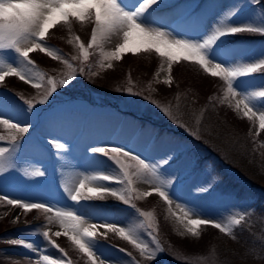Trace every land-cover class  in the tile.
<instances>
[{
    "label": "rangeland",
    "instance_id": "obj_1",
    "mask_svg": "<svg viewBox=\"0 0 264 264\" xmlns=\"http://www.w3.org/2000/svg\"><path fill=\"white\" fill-rule=\"evenodd\" d=\"M251 1L213 0L216 5L214 10H210L199 19L188 16L184 22L179 23L176 20L186 16L182 13L186 6L191 4L193 6L191 10L199 13L204 10V6L208 4L209 0H181L177 3L176 0H164L160 6L172 5V7L155 12L154 9L158 6L154 5L138 19V22L145 27H158L160 30L170 33L169 38L201 39L215 26L216 18L223 19L228 25L226 15L241 11ZM260 1V5L245 13L233 25L230 22L229 26L251 24L264 27L262 20L264 19V0ZM123 2L129 7L135 4V0H123ZM197 2H200V7H196ZM94 27V15L91 21L87 16L83 20H77L75 16H70L67 20H58L54 26L49 28L44 43L48 45V40H53L55 44L61 43L60 47L64 50L67 47L60 39L68 42L71 40L73 43L70 44L74 49L71 55L73 57L79 54L75 38L87 45L86 37L89 36V43L91 30ZM244 35L260 36L259 34ZM261 37L250 41L252 45H256L253 50L260 57L253 59H248V53L241 49L245 46L246 36L224 38L219 62L228 67H235L243 66L248 61L258 63L261 59L264 60V36ZM133 40L135 41L136 38L134 37ZM122 42L123 33H120L118 36L112 35L99 47L94 45L93 49L98 51H95L96 60L89 64V70L94 75V80L73 83L75 79L48 97V102L45 104H39V100L45 98L43 83L39 89H35L31 87L30 83L25 84L19 77L12 75H8L4 81H0V118L29 128L28 132L21 136L15 129H11L7 125H0V137H4L3 140H0V147L9 149L5 156L9 163L5 166L3 174H0V197L71 211L84 221L81 227H90L92 224H109L124 228L134 232L139 243L147 245L150 251L156 252L155 258L149 260L142 256L139 250L127 240L121 238L118 233L106 231L101 227L94 229L96 235L88 241L89 247L96 255L94 257L96 264H100V260L104 261V264H170L166 260H162L164 252L156 250V243H159L163 248L162 241L160 242L157 236L167 243L168 238H176L174 243L179 248L178 252L173 247L172 252L170 243L166 244L171 251L170 259H174L172 264H214L213 250L206 243L212 236L221 238L224 235L227 237L223 238L227 244L236 243L237 237L234 236L233 230L229 235L221 233L211 224H206L198 226L197 234L193 236L179 226L176 217L183 218V213L186 210L191 219H207L228 227L234 218L243 216L241 223L251 225L253 223L251 216L253 207L249 201H240L223 179L212 173L211 167L207 166L202 170L196 168L201 166L204 160L203 156L191 161L187 146L175 148V145L178 144L176 142L183 141L182 139L189 134L197 135L199 138L201 135L191 129L188 130L183 125L182 122L185 120L181 119V115L177 111H173L171 98L165 99L162 94L165 88H177L180 92L179 89H187L192 86L202 94L203 91L197 85L201 84L203 87L211 88L209 86L211 80L207 76L209 74L204 73L203 69L194 61H187L181 57L180 60L173 62L172 85H165L162 81L166 73L161 72L159 77L156 76V73L160 71V66L165 63L166 58L159 56L154 49L145 51L142 47H135L132 51L122 53L121 60L105 58L104 54L115 51ZM236 45L240 48H236ZM87 51L89 54V49ZM208 51L211 59L212 50ZM29 59L33 61L32 65H29L14 49L2 50L0 51V72L16 68L25 72L30 81L37 79L35 73L29 72V69L32 68L35 69L34 72L42 73L45 81L49 77L61 79L67 75V73L64 74L67 67L64 63L53 60L39 50L30 53ZM69 61V63L72 62L71 59ZM113 61L115 62L114 66L109 68L108 64L112 65ZM102 63L103 67H101ZM151 64L153 65L151 66ZM126 68L129 70L125 72ZM100 76L102 79L99 78ZM121 77L124 79V88H119L121 90L117 91L118 87L115 88L116 84L114 83ZM211 79H218L220 82L219 91L215 93V97L220 96L221 99L218 101L224 100L225 82L219 77H211ZM254 79L261 83L255 84ZM157 80L160 82L157 83ZM236 81L249 84L244 86H235L234 84L237 96L229 97V99L234 104L235 100L247 97L246 102L256 115L246 117L243 105L237 110L235 107H230L229 103L225 102V104L236 113V117L243 118L242 121L247 123L249 134L259 140L258 135L264 134V129L259 127L258 119L260 114H264V97L255 96L254 93L264 91V70L248 77L237 78ZM90 86L98 89L91 91ZM129 87L132 92H141L142 95L129 94L125 91ZM106 93L119 109L132 112L136 116V125L141 128V132L135 139L131 136V129L126 125V130L122 135L120 132V136L117 137L118 142L115 143V138L111 137V129L122 121V114L117 112L115 107H111L109 103L92 108L83 97L86 94L89 98L91 94L93 99L100 103ZM144 97H149V99ZM201 98L202 96H200ZM152 100L169 109L171 115L166 116L157 109ZM25 101L34 107L30 109ZM83 124H86V131L90 133L92 139L77 143L75 132ZM148 128L152 132L148 131ZM148 132L158 134L155 151H148L144 147L147 144L146 134ZM12 136H17L16 144H13ZM50 141L60 147H54ZM255 143H257L256 140ZM179 145L182 144L177 146ZM99 147L121 148L137 155L146 163L156 165L159 175L167 185L161 190L167 191L171 202H167L156 193L157 182L151 177L137 179L135 176H132V199L129 204L110 195H105L104 199H97L93 195L90 200L74 202L66 189L71 190L85 176L103 174L120 178L123 175L119 167L108 156L90 151ZM173 157L175 159L171 160ZM165 159L170 161L168 165L162 163ZM124 163L132 165V168L129 169L131 174L136 165L128 159H125ZM194 168H196L195 171ZM37 170H40L43 175L35 177L34 173ZM163 175L165 176L163 177ZM177 177L179 184H177ZM95 185L115 191L125 189V184L89 182V186ZM204 188L209 191L204 192ZM141 192H151L152 195L137 199L136 197ZM85 195H87V190H85ZM132 204H135L136 207H132ZM140 212L151 213L152 228L148 227V220L141 216ZM49 215L51 214H46L39 209L25 213L23 210L7 205L6 201L0 203V264H35L40 255H48L54 260L70 261V263L75 259L74 262L77 264H89L87 256L81 253L77 246L68 239V235L71 233L64 235L59 221L55 220L54 216L53 222L49 223ZM15 216H19V220L14 223ZM235 226L233 224L232 229ZM178 227H180V231H178ZM44 230H49L51 239L58 247H52L44 238L42 234ZM56 231H60L62 235L59 237L52 235ZM181 232L184 234L181 235ZM10 240L24 241L30 244L31 248L7 243ZM228 247L236 249L232 246ZM59 249H63V252Z\"/></svg>",
    "mask_w": 264,
    "mask_h": 264
},
{
    "label": "snow or ice",
    "instance_id": "obj_2",
    "mask_svg": "<svg viewBox=\"0 0 264 264\" xmlns=\"http://www.w3.org/2000/svg\"><path fill=\"white\" fill-rule=\"evenodd\" d=\"M164 3V0H135V4L129 7L123 0H0V51L5 49H14L23 59L27 61L29 65L33 64V61L29 59V54L33 51L39 50V52L46 54L53 60H59L64 63L67 68L71 69L61 79L49 77L44 80V76L40 72H35L36 80L30 81L29 77L25 75V72L16 68H9L7 71L0 72V81H4L8 75L17 76L25 84H31L32 88L39 89L41 84L44 85V99L39 100V104H45L48 102V97H51L59 88L67 86L71 81L75 80L78 76L85 75V68L83 61L88 60L87 49L93 48V46L99 47L102 42L108 40L112 35H119L123 33V42L116 47L115 51L104 54L106 59L120 60L121 54L125 51H132L135 47H142L145 51L154 49L159 56L166 58L165 63L161 64L160 71L156 73L159 77L161 72L166 73L163 78V84L171 86L173 83V77L171 75L173 62L180 60L181 57L187 61H194L203 69L204 73L209 74L211 77H219L225 82L226 93L224 100L221 103H229L230 107H235L239 110L243 105L246 117L255 116V111L249 107L244 99L232 100L237 96V91L234 90V81L237 78L248 77L258 71L264 70V60L254 63L246 64L243 66L228 67L225 66L221 60V51L223 40L226 37L246 36L244 34H259L264 36V27L253 26L251 24L243 26H229L225 24L223 19H217V23L212 27L209 32L201 39H184V38H169L171 35L168 32L160 30L158 27H145L142 23L138 22V19L152 9L153 6H160ZM196 7H200L197 5ZM193 6L189 4L182 12L184 15L191 18L199 19L202 15L207 14L210 10L216 8L213 0H209L208 4L204 6V10L197 13L192 11ZM94 15L95 27L91 30V41L85 45L81 43L78 38H75V43L78 45V55H74L72 60L80 63L79 71L73 69L62 54L53 49L52 46L44 43L46 33L49 28L54 26L58 20H67L70 16H75L77 20H83L86 16L91 21ZM231 15V13H228ZM219 17V16H218ZM136 38L134 41L133 38ZM73 43V41H69ZM211 52V59L209 58V51ZM82 57V60H81ZM103 63L101 67H103ZM111 68V63L108 64ZM29 71H35L34 68ZM157 83L160 81L157 80ZM117 91L121 89L117 88ZM126 92L132 95H142L141 92H132L129 87L125 89ZM255 96L264 97V91L254 93ZM149 99V97H144ZM31 109L34 105L25 101ZM152 103L157 109L163 112L166 116H170L169 109L163 107L160 103L152 100ZM259 127L264 129V114L258 116ZM0 125H7L11 129H15L21 136L26 134L29 130L28 126H20L17 123L11 122L8 119L0 118ZM183 127V125H180ZM4 137H0L3 140ZM13 144L18 142L17 136L11 137ZM54 147H60L55 144ZM9 149L0 147V174H3L5 166L9 163L6 161L5 156ZM93 153H99L101 155L108 156L120 169L123 174L122 177H112L103 174H94L91 176H85L78 181V184L71 190L66 189L70 198L74 202L81 200H90L93 195L97 199H104L105 195H110L116 199L123 201L125 204H129L132 199V176L137 179H146L151 177L156 184V193L163 197L167 202H171L167 191L161 190L162 187H166V182L161 178L158 173L156 165L146 163L143 159H140L137 155L131 154L129 151L116 147H99L90 150ZM123 158V159H122ZM128 159L134 162L136 167L132 170L131 174L129 169L132 165L125 164L124 160ZM164 165H168L170 161L165 159L162 161ZM43 173L40 170L35 171L34 176H42ZM90 181H102L116 184H125L123 191H115L98 186H89ZM177 184H179V178L177 177ZM87 190V195H85ZM204 192H208L207 188L203 189ZM151 192H141L136 198L139 199L142 196H150ZM6 201L7 205L14 206L16 209L23 210L27 213L33 209L43 210L48 216L49 223L53 222V216L55 220L59 221L60 227L63 229V234L68 235V239L72 244L76 245L78 250L88 258L89 264H96V255L89 247V240L96 235L94 229L103 227L106 231L118 233L121 238L127 240L135 248H137L142 256L152 260L156 256L155 251H150L147 245H142L136 239L134 232L127 231L124 228L109 225V224H92L90 227H81L84 221L75 215L71 211H64L60 209H54L42 204H27L13 199H7L0 197V203ZM136 207L135 204L131 205ZM137 211H139L137 209ZM146 220H148V227L152 228L153 223L151 220V213L140 212ZM243 216L240 218H234L228 227L223 226L220 223L209 221L207 219H191L189 218V212L184 211L183 218L176 217V220L183 229L193 236L197 234V228L200 225L211 224L212 227L219 229L221 233L232 234V225H239ZM19 220V216H15L13 222ZM180 231V227H178ZM44 238L52 245V247H58L50 237L49 230L43 231ZM184 233L181 232V235ZM52 235L61 236L60 231H56ZM7 243L13 245H22L27 248H31L30 244L19 240H10ZM63 252V249H59ZM124 251V249H121ZM156 250L164 252V249L160 247L159 243H156ZM35 264H70V261L54 260L48 255H40L35 261ZM100 264H104V261L100 260ZM246 264V262H245ZM261 264H264L262 259Z\"/></svg>",
    "mask_w": 264,
    "mask_h": 264
},
{
    "label": "trees",
    "instance_id": "obj_3",
    "mask_svg": "<svg viewBox=\"0 0 264 264\" xmlns=\"http://www.w3.org/2000/svg\"><path fill=\"white\" fill-rule=\"evenodd\" d=\"M88 37L85 41L87 44ZM60 40L67 49L63 50L60 47L61 43L59 45L58 43L55 44L53 40H48V45L62 54L67 61L71 59L70 64L78 72L80 63L72 60L71 55L74 52L72 44L67 40ZM95 51L96 49H89L88 59L90 62L83 61L85 75L78 76L73 83L94 80V75L89 70V64L94 63L96 60ZM114 64L113 61L112 66ZM127 70L129 68H126L125 72ZM65 71L64 74L71 71V69L66 67ZM33 73L35 72L32 71L31 74ZM99 78L102 79V76ZM116 82L114 83L116 84L115 88L124 86L123 77L116 80ZM197 87L203 91L202 94L193 86L187 89H179L180 92L177 88H165L163 90V97L165 99L167 97L171 98V101H173V111H177L181 115V119L185 120L184 122L180 120L183 125L188 130L191 129V131L201 135V138H199L197 135L189 134L182 139L183 141L176 142L182 145L177 146L178 144H176L175 147L187 146L186 149L192 159L205 157L213 174L222 178L227 186L235 190L239 198L253 200V224L241 223L232 229L234 236L237 237L236 243L227 244L223 239L226 237L218 238L215 236H212L206 243L213 250L214 264H242V261H249L254 257V254H258L264 245V186H262L264 185V134L258 135L259 140L252 137L248 132L247 123L242 121L243 118L236 117L237 115L226 105L220 104L218 99L213 97L211 88L203 87L201 84H198ZM96 89L90 88L91 91ZM168 93H171V95H168ZM200 96H202L201 99ZM83 97L92 108L109 103L111 107L116 108L117 112L130 117L131 121H137L132 112L129 113L119 109L116 103L108 98L107 93L100 103L95 101L91 94L89 98L86 94ZM80 131V142L92 139L90 133L86 131V124H83ZM255 140L257 143H255ZM228 246L236 249H231ZM74 260H72V264H77ZM162 260H166L163 254ZM173 261L174 259L167 262L172 264Z\"/></svg>",
    "mask_w": 264,
    "mask_h": 264
},
{
    "label": "bare ground",
    "instance_id": "obj_4",
    "mask_svg": "<svg viewBox=\"0 0 264 264\" xmlns=\"http://www.w3.org/2000/svg\"><path fill=\"white\" fill-rule=\"evenodd\" d=\"M251 216H254V214H251ZM251 224H253V223H251ZM224 237H226L225 235H224ZM227 238V237H226ZM176 239V238H175ZM175 239H173V238H168L167 239V241H168V243H170V245H171V251L173 252V250H172V247L178 252V247L175 245ZM178 239V238H177ZM161 243H162V246H163V249H164V258L168 261V262H170V250H169V247L168 246H166V244H168L164 239H161ZM263 241H264V239H263ZM173 243V244H172ZM175 245V246H174ZM262 259H264V245L262 246V248H261V250H259V253L258 254H254V257L251 259V260H249V261H242V264H245V262H246V264H261V261H262ZM173 260V259H172ZM80 264V263H79Z\"/></svg>",
    "mask_w": 264,
    "mask_h": 264
}]
</instances>
